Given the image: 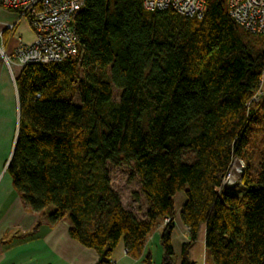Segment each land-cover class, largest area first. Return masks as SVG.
<instances>
[{"label":"trees","instance_id":"16d2710c","mask_svg":"<svg viewBox=\"0 0 264 264\" xmlns=\"http://www.w3.org/2000/svg\"><path fill=\"white\" fill-rule=\"evenodd\" d=\"M77 33V55L28 64L16 78L7 173L26 207L50 224L67 220L70 236L98 253L95 264H114L121 241L141 257L160 227V264H176L175 199L184 192L189 241L180 264H195L190 248L203 224L213 264H264V148L256 174L247 157L261 98L264 111V34L244 30L228 0H206L201 18L148 11L143 0H84ZM235 156L247 159L242 194L222 187ZM131 162L142 219L123 205L108 170ZM144 264H155L150 250Z\"/></svg>","mask_w":264,"mask_h":264},{"label":"crops","instance_id":"0c3cea01","mask_svg":"<svg viewBox=\"0 0 264 264\" xmlns=\"http://www.w3.org/2000/svg\"><path fill=\"white\" fill-rule=\"evenodd\" d=\"M13 23L15 30L11 31L7 26ZM5 31L8 32L7 42L3 37ZM34 40L35 33L29 21L20 18L16 12L3 8L0 0V264H95L98 253L70 236L69 222L61 220L50 224L41 218L39 212L26 207L7 173V163L13 154L19 126L20 106L16 78L23 67L18 62L14 63L13 78V70L5 63L2 51L10 55L21 41L32 43ZM177 200L181 211L186 200L185 193L179 192L175 204ZM178 219L176 216L173 232L176 264L181 263L183 244L189 241L188 227L181 216ZM37 224L39 225L32 235L3 239L6 233L15 228L31 232ZM160 230L159 227L150 235L144 253L139 258L130 256L121 241L113 252V263L144 264L146 253L150 250L155 264H160L163 253ZM205 235L206 225L203 224L197 241L190 248V259L195 264H213L207 254Z\"/></svg>","mask_w":264,"mask_h":264},{"label":"built area","instance_id":"2783aa9c","mask_svg":"<svg viewBox=\"0 0 264 264\" xmlns=\"http://www.w3.org/2000/svg\"><path fill=\"white\" fill-rule=\"evenodd\" d=\"M1 5L27 19L35 33L32 43L21 41L10 55L2 51L5 63L13 70V78L15 62L22 67L51 64L77 55V17L84 0H1ZM143 5L148 11L171 8L188 17L201 18L206 11V0H143ZM228 11L247 32L264 34V0H228ZM7 28L14 31L15 24H8ZM240 163L243 170V161L235 156L223 180V188L230 185L232 168Z\"/></svg>","mask_w":264,"mask_h":264},{"label":"rangeland","instance_id":"374dc122","mask_svg":"<svg viewBox=\"0 0 264 264\" xmlns=\"http://www.w3.org/2000/svg\"><path fill=\"white\" fill-rule=\"evenodd\" d=\"M264 94V79L261 86V91L259 96ZM119 91L115 88V98L118 99ZM77 104H81L80 98L77 96L75 98ZM263 101L262 98L258 102L259 107H256V119L257 123L254 127L257 130L254 131L251 137L250 151L247 153V157L250 160L252 166V173L256 174L259 161L262 157V150L264 148L263 144V124H264V111L261 109ZM187 160L192 161L194 156L192 152L186 154ZM243 161V172L247 165V159L245 157H240ZM109 175L112 180L114 188L119 192L123 205L132 210L139 219L144 218L146 213V203L140 191V184L138 180V175L134 167V163L129 164L122 163L121 165L108 164ZM242 172V174H243ZM241 174V178H242ZM241 178L234 184L227 185L226 191L242 194L243 186L241 184ZM137 194V195H136ZM177 219L180 217L179 201H176ZM179 220V219H178ZM189 239V237H188Z\"/></svg>","mask_w":264,"mask_h":264},{"label":"bare ground","instance_id":"6f19581e","mask_svg":"<svg viewBox=\"0 0 264 264\" xmlns=\"http://www.w3.org/2000/svg\"><path fill=\"white\" fill-rule=\"evenodd\" d=\"M242 171L243 170H242L241 163H240V165L239 164H236L232 168L231 175H230V178H229V183L230 184L236 183L241 178Z\"/></svg>","mask_w":264,"mask_h":264},{"label":"water","instance_id":"95a60500","mask_svg":"<svg viewBox=\"0 0 264 264\" xmlns=\"http://www.w3.org/2000/svg\"><path fill=\"white\" fill-rule=\"evenodd\" d=\"M15 143H16V141H15ZM14 148H15V145H14ZM13 151H14V149H13ZM10 161V160H9ZM9 161H8V163H9ZM8 163H7V165H8Z\"/></svg>","mask_w":264,"mask_h":264}]
</instances>
